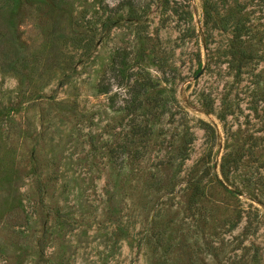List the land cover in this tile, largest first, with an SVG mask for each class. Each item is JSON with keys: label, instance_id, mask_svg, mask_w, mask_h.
Returning <instances> with one entry per match:
<instances>
[{"label": "rangeland", "instance_id": "374dc122", "mask_svg": "<svg viewBox=\"0 0 264 264\" xmlns=\"http://www.w3.org/2000/svg\"><path fill=\"white\" fill-rule=\"evenodd\" d=\"M14 22L0 264H264V0H22Z\"/></svg>", "mask_w": 264, "mask_h": 264}, {"label": "trees", "instance_id": "16d2710c", "mask_svg": "<svg viewBox=\"0 0 264 264\" xmlns=\"http://www.w3.org/2000/svg\"><path fill=\"white\" fill-rule=\"evenodd\" d=\"M46 0H36L38 3H44ZM56 6L65 4L66 0H50ZM22 0H0V58L9 55L15 57L17 54L15 35L14 16L19 9ZM110 83L102 85L99 91H108ZM2 214V213H1Z\"/></svg>", "mask_w": 264, "mask_h": 264}]
</instances>
